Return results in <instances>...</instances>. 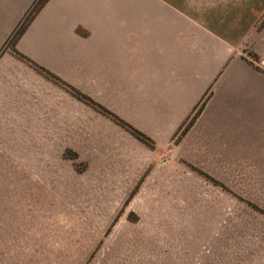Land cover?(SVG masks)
Here are the masks:
<instances>
[{
	"label": "rangeland",
	"instance_id": "374dc122",
	"mask_svg": "<svg viewBox=\"0 0 264 264\" xmlns=\"http://www.w3.org/2000/svg\"><path fill=\"white\" fill-rule=\"evenodd\" d=\"M27 62L57 95H0V264L264 259L258 132L188 126L206 98L171 131L146 95H91Z\"/></svg>",
	"mask_w": 264,
	"mask_h": 264
},
{
	"label": "crops",
	"instance_id": "0c3cea01",
	"mask_svg": "<svg viewBox=\"0 0 264 264\" xmlns=\"http://www.w3.org/2000/svg\"><path fill=\"white\" fill-rule=\"evenodd\" d=\"M35 2L0 0V51ZM263 19L264 0H49L16 47L91 95H146L168 130L206 98L195 129L264 140ZM51 92L27 61L0 59V95Z\"/></svg>",
	"mask_w": 264,
	"mask_h": 264
},
{
	"label": "trees",
	"instance_id": "16d2710c",
	"mask_svg": "<svg viewBox=\"0 0 264 264\" xmlns=\"http://www.w3.org/2000/svg\"><path fill=\"white\" fill-rule=\"evenodd\" d=\"M49 0H36V2L34 3L33 7L29 10V12L26 14V16L23 18V20L21 21V23L19 24V26L15 29V31L12 33V35L10 36L7 44L9 43H13L14 46H16L18 40L21 38V36L26 32L27 28L29 27V25L31 24V22L33 21L34 17L37 15V13L42 9V7L48 2ZM16 53L22 57L23 59L29 61L31 64H33L35 67L44 70V67L39 66L36 62H34L32 59H30L29 57H27L26 55H24L21 52L16 51ZM2 53H0L1 56ZM49 73V72H48ZM205 105V101H203L199 108L197 109V111L195 112V114L193 115V117L191 118V120L188 123V126H192V124L194 123L195 119L201 114L203 108Z\"/></svg>",
	"mask_w": 264,
	"mask_h": 264
}]
</instances>
